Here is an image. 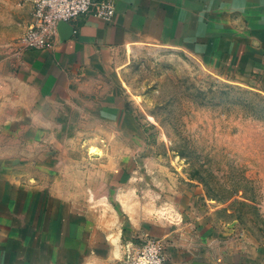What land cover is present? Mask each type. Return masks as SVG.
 I'll use <instances>...</instances> for the list:
<instances>
[{"label": "crops", "instance_id": "1", "mask_svg": "<svg viewBox=\"0 0 264 264\" xmlns=\"http://www.w3.org/2000/svg\"><path fill=\"white\" fill-rule=\"evenodd\" d=\"M33 1L13 2L26 28ZM113 1L110 20L87 14L62 24L49 49L0 56V264H115L127 243L156 234L157 221L164 237L171 221H186L187 195L161 202L157 216L133 185L138 167L118 155L112 163H93L100 157L87 152L76 159L64 147L85 118L117 126L124 116L106 75L126 47L165 51L178 38L194 46L196 60L207 46L209 59L264 79V0ZM49 211L50 222L40 223Z\"/></svg>", "mask_w": 264, "mask_h": 264}, {"label": "rangeland", "instance_id": "2", "mask_svg": "<svg viewBox=\"0 0 264 264\" xmlns=\"http://www.w3.org/2000/svg\"><path fill=\"white\" fill-rule=\"evenodd\" d=\"M13 2L0 0V56L17 54L27 25ZM175 41L165 51L126 47L106 75L124 116L117 126L85 118L64 147L76 159L87 152L100 157L93 163H112L118 155L138 167L133 185L143 203H156L157 216L166 211L161 202L187 195L186 221H171L166 237L156 235L157 221L150 235L165 246L164 264H264V79L209 59L207 46L196 60L194 46ZM27 207L30 226L36 217Z\"/></svg>", "mask_w": 264, "mask_h": 264}, {"label": "built area", "instance_id": "3", "mask_svg": "<svg viewBox=\"0 0 264 264\" xmlns=\"http://www.w3.org/2000/svg\"><path fill=\"white\" fill-rule=\"evenodd\" d=\"M114 13L113 0H34L30 23L19 37L18 52L51 48L60 33L59 27L84 15L110 20ZM166 259L163 242L144 235L125 245L124 255L116 264H164Z\"/></svg>", "mask_w": 264, "mask_h": 264}, {"label": "water", "instance_id": "4", "mask_svg": "<svg viewBox=\"0 0 264 264\" xmlns=\"http://www.w3.org/2000/svg\"><path fill=\"white\" fill-rule=\"evenodd\" d=\"M69 29H71V28H69Z\"/></svg>", "mask_w": 264, "mask_h": 264}]
</instances>
